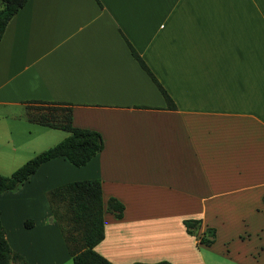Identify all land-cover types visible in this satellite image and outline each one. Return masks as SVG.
Wrapping results in <instances>:
<instances>
[{
  "label": "crops",
  "instance_id": "obj_1",
  "mask_svg": "<svg viewBox=\"0 0 264 264\" xmlns=\"http://www.w3.org/2000/svg\"><path fill=\"white\" fill-rule=\"evenodd\" d=\"M31 101L68 104L104 146L0 193L6 240L27 264H72L46 192L93 178L104 210L109 197L124 206L121 218L103 214L94 247L112 263L208 264V250L264 264V0H27L0 38L4 157L51 147L50 130L68 135L30 122ZM186 219L200 220L194 234Z\"/></svg>",
  "mask_w": 264,
  "mask_h": 264
},
{
  "label": "trees",
  "instance_id": "obj_2",
  "mask_svg": "<svg viewBox=\"0 0 264 264\" xmlns=\"http://www.w3.org/2000/svg\"><path fill=\"white\" fill-rule=\"evenodd\" d=\"M26 1L0 0V38L8 21L24 6ZM128 45L134 58L157 85L165 99L167 108H174V102L166 90L133 47L129 43ZM43 105L50 106L44 107ZM26 108L27 118L30 122L62 129L68 132V135L53 146L36 153L10 174H0V193L17 189L41 164L49 160L63 158L74 166H82L99 153L104 146L103 138L99 131L73 125L72 110L68 104L31 101L26 105ZM46 197L53 218L62 233L72 264H114L99 254L94 247L104 238V211L111 212L115 217L121 218L124 206L116 198L109 197L104 210L101 180L99 178L75 180L60 184L48 190ZM60 205H63L65 215L59 211L58 206ZM183 224L188 233L194 234L199 227L200 220L186 219ZM25 225L31 226L32 221L26 220ZM210 236H214L213 228H207L204 235L200 237L199 242L209 246L213 242L209 238ZM0 264H27L18 253L10 248L1 219ZM131 264L173 263L167 260H159L156 262L135 261Z\"/></svg>",
  "mask_w": 264,
  "mask_h": 264
},
{
  "label": "rangeland",
  "instance_id": "obj_3",
  "mask_svg": "<svg viewBox=\"0 0 264 264\" xmlns=\"http://www.w3.org/2000/svg\"><path fill=\"white\" fill-rule=\"evenodd\" d=\"M43 106L49 107L50 105H43ZM10 120H12V119H8L7 122L10 124L14 123L15 127L18 129L21 128L20 123H18L17 119H14L13 121H10ZM50 131H51V133H54V136L49 139V142H51V144H52L51 146H53L54 144H56L57 142L60 141L59 137L57 136V133H62V131L61 130H50ZM28 149L31 150L32 146H29ZM11 155H15V156L12 157ZM16 156H17V153H15L14 151L10 152V157H6V156L4 157L3 154L0 153V174H3V175L10 174L17 167H19L21 164H23L26 160L31 158V157H16ZM58 207H59V211L65 215V209H64L63 205H60ZM103 214L107 215V216L108 215L114 216L111 212H108L106 210L104 211ZM203 254H204V259L206 260V262L208 264H237L234 261H231V260H228L224 257H221L222 255H220L218 252H214V251L211 252L208 250H204Z\"/></svg>",
  "mask_w": 264,
  "mask_h": 264
}]
</instances>
